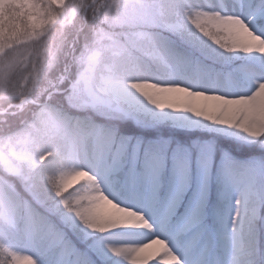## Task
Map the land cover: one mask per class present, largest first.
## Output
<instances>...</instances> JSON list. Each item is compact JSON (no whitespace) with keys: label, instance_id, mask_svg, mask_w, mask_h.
I'll return each instance as SVG.
<instances>
[{"label":"snow or ice","instance_id":"obj_1","mask_svg":"<svg viewBox=\"0 0 264 264\" xmlns=\"http://www.w3.org/2000/svg\"><path fill=\"white\" fill-rule=\"evenodd\" d=\"M0 264H264V0H0Z\"/></svg>","mask_w":264,"mask_h":264}]
</instances>
